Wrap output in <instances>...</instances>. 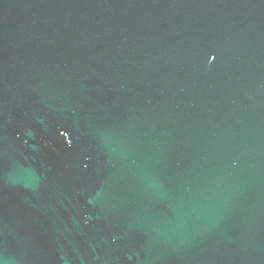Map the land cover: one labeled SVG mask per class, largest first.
<instances>
[{"label":"water","instance_id":"1","mask_svg":"<svg viewBox=\"0 0 264 264\" xmlns=\"http://www.w3.org/2000/svg\"><path fill=\"white\" fill-rule=\"evenodd\" d=\"M0 264H264V0H0Z\"/></svg>","mask_w":264,"mask_h":264}]
</instances>
